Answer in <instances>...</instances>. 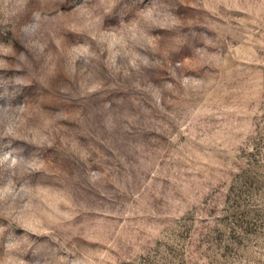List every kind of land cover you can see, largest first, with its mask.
Instances as JSON below:
<instances>
[{"label":"clouds","instance_id":"1","mask_svg":"<svg viewBox=\"0 0 264 264\" xmlns=\"http://www.w3.org/2000/svg\"><path fill=\"white\" fill-rule=\"evenodd\" d=\"M123 2L0 0V264H95L73 240L83 194L186 130L168 105L202 81L183 65L215 36L182 0L117 16Z\"/></svg>","mask_w":264,"mask_h":264},{"label":"rangeland","instance_id":"2","mask_svg":"<svg viewBox=\"0 0 264 264\" xmlns=\"http://www.w3.org/2000/svg\"><path fill=\"white\" fill-rule=\"evenodd\" d=\"M139 6L124 0L117 16ZM190 11L215 40L183 65L202 81L168 105L186 130L145 145L134 175L106 166L83 194L73 240L95 264H264V0H182Z\"/></svg>","mask_w":264,"mask_h":264}]
</instances>
